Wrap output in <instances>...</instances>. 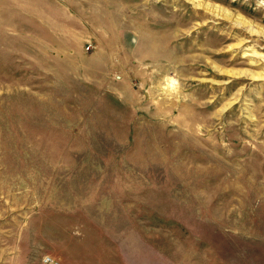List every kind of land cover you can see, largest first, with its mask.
<instances>
[{
  "label": "rangeland",
  "instance_id": "rangeland-1",
  "mask_svg": "<svg viewBox=\"0 0 264 264\" xmlns=\"http://www.w3.org/2000/svg\"><path fill=\"white\" fill-rule=\"evenodd\" d=\"M47 258L264 264V0H0V264Z\"/></svg>",
  "mask_w": 264,
  "mask_h": 264
},
{
  "label": "bare ground",
  "instance_id": "bare-ground-1",
  "mask_svg": "<svg viewBox=\"0 0 264 264\" xmlns=\"http://www.w3.org/2000/svg\"><path fill=\"white\" fill-rule=\"evenodd\" d=\"M141 1V0H140ZM193 2V1H192ZM199 1H194V4L196 5V6H198V7H201V8H203V9H205L206 11H209V12H211V13H217L218 11L215 9V7H212L210 4H204V3H198ZM74 10V9H73ZM76 11V10H75ZM173 12V11H172ZM78 13V12H77ZM100 14V13H99ZM168 15H166V17H167ZM126 20V19H125ZM127 21V20H126ZM160 22H161V20H160ZM168 22V21H167ZM179 22V21H178ZM141 24H142V22H141ZM155 24H156V22H155ZM166 24V23H165ZM169 24V23H168ZM137 25V24H136ZM140 25V24H139ZM144 25V24H143ZM142 25V26H143ZM154 25V24H153ZM170 25V24H169ZM180 26V25H179ZM122 27V26H121ZM124 27V26H123ZM104 29V28H103ZM105 30V29H104ZM168 31V30H167ZM104 32V31H103ZM179 32H180V30H179ZM175 33V32H174ZM187 34V33H186ZM173 35V34H172ZM151 36V35H150ZM199 37V36H198ZM234 37V36H233ZM225 38V37H224ZM235 38V37H234ZM170 39H172V38H170ZM194 39V38H193ZM207 39V38H206ZM238 39V38H237ZM237 39H235V40H237ZM240 39V38H239ZM200 40V39H199ZM208 44V43H207ZM209 45V44H208ZM217 45V44H216ZM158 46V45H157ZM191 46V45H190ZM203 46V45H202ZM142 47V46H141ZM200 47V46H199ZM181 48H182V46H181ZM180 48V49H181ZM157 49V48H156ZM183 49V48H182ZM143 50V49H142ZM158 50V49H157ZM141 51V50H140ZM144 51V50H143ZM191 51V50H190ZM185 52V51H184ZM183 52V53H184ZM148 54V53H147ZM147 56V55H146ZM139 57V56H138ZM260 186V185H259Z\"/></svg>",
  "mask_w": 264,
  "mask_h": 264
},
{
  "label": "built area",
  "instance_id": "built-area-1",
  "mask_svg": "<svg viewBox=\"0 0 264 264\" xmlns=\"http://www.w3.org/2000/svg\"><path fill=\"white\" fill-rule=\"evenodd\" d=\"M45 262L49 264V263H52V260L50 258H47V260ZM53 263H54V261H53Z\"/></svg>",
  "mask_w": 264,
  "mask_h": 264
}]
</instances>
